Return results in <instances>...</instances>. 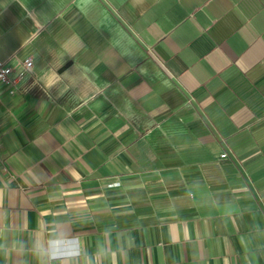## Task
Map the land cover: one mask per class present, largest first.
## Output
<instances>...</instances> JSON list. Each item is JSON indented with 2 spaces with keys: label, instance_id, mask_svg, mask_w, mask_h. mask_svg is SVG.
Wrapping results in <instances>:
<instances>
[{
  "label": "crops",
  "instance_id": "1",
  "mask_svg": "<svg viewBox=\"0 0 264 264\" xmlns=\"http://www.w3.org/2000/svg\"><path fill=\"white\" fill-rule=\"evenodd\" d=\"M29 57L0 264H48L59 224L80 264H264V0H0V58Z\"/></svg>",
  "mask_w": 264,
  "mask_h": 264
},
{
  "label": "clouds",
  "instance_id": "2",
  "mask_svg": "<svg viewBox=\"0 0 264 264\" xmlns=\"http://www.w3.org/2000/svg\"><path fill=\"white\" fill-rule=\"evenodd\" d=\"M9 72L8 69L0 71V79H4ZM34 247L37 253L46 258L48 264H80V258L84 255L78 236L63 224L57 225L50 235L37 241Z\"/></svg>",
  "mask_w": 264,
  "mask_h": 264
},
{
  "label": "built area",
  "instance_id": "3",
  "mask_svg": "<svg viewBox=\"0 0 264 264\" xmlns=\"http://www.w3.org/2000/svg\"><path fill=\"white\" fill-rule=\"evenodd\" d=\"M34 66V61L31 57L25 58L23 60H18L17 65H10L6 59L0 58V71L2 70H10L9 74L4 77V79H0V83H3L6 88H8L9 92L11 94L20 93L23 92V89L19 86L21 77L24 73L28 71H32ZM18 70V71H17ZM2 125L0 123V144L2 140ZM222 155H226L223 153ZM1 161V160H0ZM0 167L4 169L5 171H8V168L4 166L3 164H0Z\"/></svg>",
  "mask_w": 264,
  "mask_h": 264
}]
</instances>
